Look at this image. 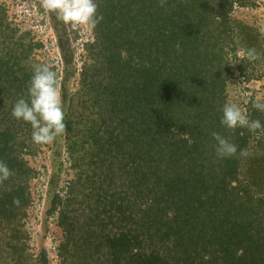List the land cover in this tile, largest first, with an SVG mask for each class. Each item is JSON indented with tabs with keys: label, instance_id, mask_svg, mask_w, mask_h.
Returning <instances> with one entry per match:
<instances>
[{
	"label": "trees",
	"instance_id": "1",
	"mask_svg": "<svg viewBox=\"0 0 264 264\" xmlns=\"http://www.w3.org/2000/svg\"><path fill=\"white\" fill-rule=\"evenodd\" d=\"M95 3L103 20L82 44L79 70L77 32L50 18L62 69L48 65L67 126L51 144L34 143L31 125L12 116L34 65L47 63L42 42L0 5V161L13 172L0 184V264L49 262L24 229L37 175L29 159L51 146L61 166L60 141L71 178L46 210L58 264H264V131L221 124L232 66L248 82L255 60L244 53L264 58L262 35L230 16L254 0ZM254 101L242 107L264 125ZM213 132L249 155L218 159Z\"/></svg>",
	"mask_w": 264,
	"mask_h": 264
},
{
	"label": "rangeland",
	"instance_id": "2",
	"mask_svg": "<svg viewBox=\"0 0 264 264\" xmlns=\"http://www.w3.org/2000/svg\"><path fill=\"white\" fill-rule=\"evenodd\" d=\"M254 7L234 6L230 16L249 26H254L262 35L264 42V0H254ZM0 5L4 6L9 19L20 29V32L29 31L34 40H39L43 44L40 57L49 65L55 66L57 71L62 69L60 53L57 48L56 36L51 29L50 18L52 14L41 6V0H0ZM77 32V39L72 44L75 49V62L79 70L81 66L82 44L91 39V32L83 28H72ZM264 49V44H263ZM242 51L237 52V57L241 58ZM233 65V58L231 57ZM255 76L246 82L234 72L227 82L228 102L237 104L244 111V105L249 98H254L264 102V58L253 62ZM252 66V68H253ZM58 82L61 83L60 78ZM60 88V84L58 85ZM67 91L71 92L75 88V81L71 80L66 85ZM61 93V92H60ZM63 105V104H62ZM64 110V109H63ZM65 112V111H64ZM58 145L62 165L52 162L50 147L43 148V151L35 158L29 159L31 166L36 170L37 175L30 184L31 204L27 208L24 219V229L28 233V246L34 251L44 249L49 258L48 264H58L55 258V249L59 238L56 233L54 217L46 218V210L49 207V198L53 190H60L70 180L71 175L68 168V161L62 141ZM63 193V191H62ZM50 194V196H49ZM56 237L53 238V235ZM58 235V236H57Z\"/></svg>",
	"mask_w": 264,
	"mask_h": 264
},
{
	"label": "clouds",
	"instance_id": "3",
	"mask_svg": "<svg viewBox=\"0 0 264 264\" xmlns=\"http://www.w3.org/2000/svg\"><path fill=\"white\" fill-rule=\"evenodd\" d=\"M43 9L55 13L57 19L72 28H83L92 31L103 20L98 15V5L95 0H41ZM246 58L254 61L259 58L255 49L244 53ZM252 107L264 112V102L254 101ZM221 124L233 133L237 128H246L249 132L264 131L260 120H250L246 111L232 102L223 106ZM12 116L23 120L32 127V140L36 144H51L57 137L66 134L65 112L62 97L57 85V74L48 64L34 65L33 75L28 88V99L20 98L14 105ZM216 141L215 155L218 159L247 157V149H239L229 138L220 133H211ZM12 170L6 162L0 161V184L10 179ZM19 204L18 199L13 200Z\"/></svg>",
	"mask_w": 264,
	"mask_h": 264
}]
</instances>
